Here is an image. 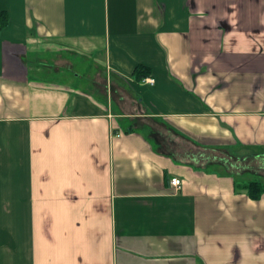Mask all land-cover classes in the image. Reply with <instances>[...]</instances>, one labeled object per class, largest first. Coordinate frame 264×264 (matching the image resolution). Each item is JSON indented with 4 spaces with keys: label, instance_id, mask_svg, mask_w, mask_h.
Wrapping results in <instances>:
<instances>
[{
    "label": "crops",
    "instance_id": "obj_1",
    "mask_svg": "<svg viewBox=\"0 0 264 264\" xmlns=\"http://www.w3.org/2000/svg\"><path fill=\"white\" fill-rule=\"evenodd\" d=\"M0 9V264H264V0Z\"/></svg>",
    "mask_w": 264,
    "mask_h": 264
},
{
    "label": "trees",
    "instance_id": "obj_2",
    "mask_svg": "<svg viewBox=\"0 0 264 264\" xmlns=\"http://www.w3.org/2000/svg\"><path fill=\"white\" fill-rule=\"evenodd\" d=\"M11 22V18L9 15V12L4 9H0V27L3 29L6 26H8ZM150 68L143 65V64H138L136 66L135 74H136V79L142 80L144 77L149 75ZM242 188L247 191L249 196L252 199H260L262 194L264 193V183L260 180H250L247 182H243L241 184Z\"/></svg>",
    "mask_w": 264,
    "mask_h": 264
},
{
    "label": "rangeland",
    "instance_id": "obj_3",
    "mask_svg": "<svg viewBox=\"0 0 264 264\" xmlns=\"http://www.w3.org/2000/svg\"><path fill=\"white\" fill-rule=\"evenodd\" d=\"M76 61H77V63L81 62L79 59H77ZM79 71L84 72L83 67L79 68ZM83 89L87 90L85 88V85H84ZM257 150L259 151V149H257ZM262 157H264V154L263 155H257V158L255 157L254 159L245 162V164H248L251 166L252 173H255L257 175H262L261 177L264 178V158H262ZM253 178H255V177H253ZM256 178H258V177H256ZM263 183H264V181H263Z\"/></svg>",
    "mask_w": 264,
    "mask_h": 264
},
{
    "label": "built area",
    "instance_id": "obj_4",
    "mask_svg": "<svg viewBox=\"0 0 264 264\" xmlns=\"http://www.w3.org/2000/svg\"><path fill=\"white\" fill-rule=\"evenodd\" d=\"M149 82H153L154 79L153 78H148ZM171 184L174 188H180L183 184V180L179 177H174L171 179Z\"/></svg>",
    "mask_w": 264,
    "mask_h": 264
}]
</instances>
